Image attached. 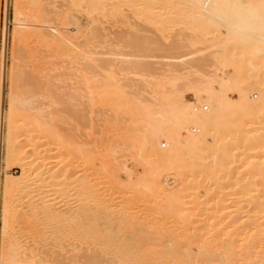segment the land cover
<instances>
[{
    "label": "rangeland",
    "instance_id": "obj_1",
    "mask_svg": "<svg viewBox=\"0 0 264 264\" xmlns=\"http://www.w3.org/2000/svg\"><path fill=\"white\" fill-rule=\"evenodd\" d=\"M35 1H36L35 3L36 5H33L32 0H16V1L0 0V54H1L0 89L4 84L5 97L3 98V108L4 111H7L8 106L12 104L11 102H14L13 106L15 108L20 109L21 112L25 110L26 113L24 111L22 112L24 116L25 114H27V116L29 114L30 115L29 120L33 118V120L31 121L33 123L30 124L27 117L22 116L23 117L22 119L21 117L16 115L17 119L15 120L14 123V130H15L14 134H15V143L17 146H19L20 149V154L18 156L14 158L12 157V159L9 158V160H7L5 151L3 152V150H5L3 141L0 146V150H1L0 183L2 184V180L4 179V176H6V174L19 175L21 173V169H20L21 164L23 167H26L27 169L26 175L28 174L27 176L25 175L24 178L25 180L23 179L25 183L21 184V185L27 184L26 190L24 191L25 193L22 191L15 196V201H14L15 207L13 209L14 214H11V217H9L8 219V224H7L8 226H6L7 227L6 229H4L5 231L7 230L5 232L6 234L3 233L4 230L1 229L3 225V220L1 215L2 203L0 200V238L6 239V242L5 239L3 241L2 239H0V264L2 261L1 257H3L1 256L3 252L9 254L11 253L10 250H7V246L9 244L8 241L10 240V239L7 240L9 236L10 237L14 236L13 238L15 240L16 237H18L16 241L18 242L22 241L26 246L32 247L34 243L37 244L36 246L33 245V247H35L34 253L38 254L39 255L38 257H40L42 261L46 262V264L88 263L85 260V258L88 257L93 250L96 251L97 249L98 251H100L102 249L101 248L99 250L97 244L96 246L98 248L97 247L95 248V245L91 243L93 241L88 242L86 240V242H84L85 239H83L82 238L83 236L81 235L82 232L85 234L88 230L85 227H80L81 225L79 226V224L83 225L82 222H84V224L87 223V221L90 218L89 215L91 213V207L94 205V202L91 201L92 197L90 196L89 193H88V197L90 196L91 198L90 197L89 199L87 198L86 192L88 191L87 188L88 186L91 187L93 191V196L98 200L97 203H100L108 199L117 208L119 207L121 208V206L123 208L127 207L129 212L133 211L132 213L138 211L134 214L130 213L131 216L134 215L132 220L135 221L138 224V226L143 227L146 225L144 228L147 229L149 225L156 227V223H157V225L159 224L166 225V227H170V230L172 229L178 231L179 234L182 233L183 231V224H181L183 223L182 221L179 220L175 221L174 220L175 218L165 219L163 215H162L163 218L162 219L161 216L159 217L160 213L159 212H158L159 214L156 213L157 209H159V207H163L165 204V200H164V204L162 203L164 199V197H162L163 195L157 194L158 196H156L157 198H155V196H153L155 195V193H153L151 190L149 193V188L145 187L150 185L151 183V177H152L151 173H154V171H152V168L156 169L158 166L160 167L161 165H158L155 162L151 161L152 159L149 156H145L146 154L141 156H139L138 154L137 151L138 149L136 148V146L138 147L140 142L139 140H141L142 136H144L145 134V131L143 130V125L140 124L139 121L137 122L132 121L133 118L132 116H129L128 119H127L128 115H124L123 113L120 116H117L119 111L116 110L117 112L116 115L114 111L111 110L112 107H110L109 104H106L101 99L100 92L102 91V88L100 89V87L104 86L103 80L105 79V78H101L102 77L101 75H107V74L112 75L113 74L112 72L114 71V67H116L118 62H120L119 66L117 65V67L121 66L120 68L122 69H120L119 72H117L118 75L116 74V72H114L113 74L115 78L116 76H118L117 77L118 79L117 78L116 79L119 82L120 89L123 90L126 93L125 95H128V97L135 94L134 96H136L138 100L140 99V101H143V103L146 102L145 104H148L151 108L153 107L152 109L154 110L150 112L154 113L156 111L155 109L159 108L157 105L159 103L158 101L162 102L161 98H163V96L166 97L169 96L168 94L170 91L174 93L175 92L179 93L177 95H179V97H182L181 100L192 103V105H197L194 104L195 103L194 93L197 89L193 87L192 83H194L196 86L197 84L200 83V81H202V83H205L204 81L207 82L211 78L212 82L210 81L211 83L209 82L208 83L211 86H216L215 85L217 84V82H215L216 79L218 81L220 80V78L226 79L227 77L230 78L232 76L231 72L232 70H234L232 66L234 65L232 64L225 65L222 69V67L218 65L219 62H215L217 60L214 58V55H211V53H215L216 48L215 46L212 47L211 46L212 44L208 45L210 43L209 41L206 42L207 44L199 41L198 42L195 41L191 45L187 44L189 39L191 37L194 38V36H196L197 33L196 31L194 32V29L193 28L191 29V27L186 22L187 20L186 16L189 15L190 8L189 7L187 8V4L181 2L182 0L181 1L180 0H162V1L145 0V2L140 0L141 3L143 2L146 3L149 1L148 5L151 4L150 1L152 2L151 4L152 6L150 5L147 7L148 12L146 11L135 12L134 10H132L131 7L133 9L138 8V10H140L139 7L141 8V5L143 6V8L146 9V6L143 5L144 3L139 4V7H137L136 5L130 7L129 6L131 4L130 1H134V0H108L109 2H114L115 5L114 6L106 5L99 10L92 7L90 8V6L87 5V4H91L92 2H88V3L85 2L83 4L82 3L70 4L72 3L71 0H35ZM137 2L138 0L134 1V3ZM39 10L40 12H43L41 15L39 14L40 12L38 13ZM36 12L38 16L36 15ZM31 16L34 19H32ZM69 16L71 17V20L70 18L68 19ZM15 18L17 20H15ZM5 19L7 23L6 24L7 35L5 42L6 50L2 55L3 53L2 40H3V28L5 26ZM14 21L16 22L25 21L23 24L26 23L30 24L32 22L30 25H33L35 28L37 27V29L42 28L43 31L45 29L46 33H48L47 31L51 32L52 30H53L52 33L60 32L62 35L65 34L64 37H66L65 38L66 40L67 38H69V40H67V42L66 41L62 42L60 45L56 46L59 52L58 54H57V50L52 51V49H50L48 46L43 47L42 46L43 44L41 45L40 42L37 41V38L35 36L34 37L31 35L28 36L26 42L20 44L18 42L19 40H17L18 37L16 38L14 37L15 34L14 29L16 28L14 26ZM78 26L80 29L78 28ZM34 27H32V30L35 29ZM19 28L21 27H17L15 31L17 32ZM42 29L40 31H42ZM17 35L18 33L15 34V36ZM208 37L210 38L211 35H208ZM14 41L16 42L15 45H14ZM11 42L16 48V50L13 48ZM136 43L144 44L146 46L145 50L141 53L138 52L137 49L135 48V45H137ZM173 46H177L178 48L173 49L172 48ZM45 47L48 48L46 49ZM23 49L25 51H22ZM18 50H20V53L23 52L24 54H26L24 55L25 63H27L28 65L26 64L27 65L26 66L23 63L25 67H23V65L20 64L22 62L21 59H20L21 62L20 63L18 62L19 60L17 57H19L18 54H20ZM83 51H86V53L88 52L87 55H89V57L92 59L94 57H95L94 59L98 58V60L95 61V63L93 64H95L96 66L97 65L105 66L103 68L100 67V69L95 67L97 71L96 72L93 71L92 74L90 75L91 76L90 78L93 77L92 83L91 82L87 83L86 81H84L86 76H82V75L79 76V72L76 71V67L78 68L81 66V64H83L84 61V60L82 61V59L84 58L83 57L84 55L82 54ZM134 51L136 54L138 53L140 54L136 57H132ZM46 52L47 53L51 52L50 58L49 57L47 58L45 56V54H47ZM54 53L57 54V55L55 54L56 57L53 55L55 58H53L52 56V54ZM41 54L44 55L45 57L42 56ZM27 55L28 58H26ZM38 56L44 57L41 58L42 60L46 58L49 60L51 59L52 56V61L55 62L54 67H56L57 70L54 71L55 74L52 73V75H50L48 73L49 75L48 77L46 76L47 72L46 74L38 75L32 70V67H36V65L38 66V64L40 67H42L43 65L45 66V63L41 64L43 62L42 61L40 62L41 59ZM180 56H182L181 59L179 58ZM11 57L13 59L12 61H11ZM36 57H38L39 62L38 60L36 61ZM173 57L179 58L180 62L177 63V61L179 60H176V58L173 59ZM26 59L28 62H26ZM133 59L139 60L140 63H143L144 65H148L149 67L148 68L146 67L148 70L147 69L143 70L142 74L140 73V75L132 74L130 72V69L128 70L127 68L129 66L128 62ZM196 61L197 62L202 61L201 62L202 64L201 66L198 67L199 69L196 66H194L192 69V65L197 64ZM17 62L18 64H16ZM72 62L74 64H72ZM33 63L34 66H32ZM112 63H114V65ZM29 65L32 66L31 69L30 67H28ZM45 67L44 70L39 68L38 71H45ZM47 67L46 69L49 70ZM3 68L5 73L4 83L1 82L2 81L1 76H3L2 74ZM263 68L264 66H262L261 69L259 70L260 76H264ZM67 70L69 71L67 72ZM131 71L134 72L135 70L134 71L131 70ZM246 74L247 73L242 74V76L244 77ZM213 76L216 77L215 80ZM243 77H241L240 79H242ZM94 78H96L95 81L97 83H95ZM262 78L264 80V77ZM40 80L42 81L41 83ZM105 80H104L105 85L106 84L109 85L110 86L109 89L112 90L111 87H113L115 84L111 82L113 80L111 79L110 81L107 79L109 82L107 80L106 82ZM48 81L51 82V84ZM169 81H171V83L173 82L172 84L173 86L169 84ZM244 81L245 80L242 79L241 81L242 84H240L239 81V85H238L239 89L241 90L250 89L252 98L257 99L259 94L254 84L250 83L249 84L250 87H249L248 85L246 86L245 84H243ZM45 82H47L46 83L47 85L42 84ZM149 83L151 84V86L149 85ZM12 84L15 87H13ZM116 85L117 83L115 84V86ZM105 87H103V90ZM194 88L196 90H194ZM164 91H166L167 93L164 94ZM6 93L9 94L11 97ZM8 96L11 99L13 98L14 100L9 102L10 98ZM228 96L231 98H236L237 97L236 91L235 90L228 91ZM0 102H2L1 95H0ZM16 104L20 106L17 107ZM197 106L199 109H202L203 112L207 110L202 108L201 105L200 106L197 105ZM205 107L209 109V106L205 105ZM20 110L18 111L20 112ZM198 111L200 112V110ZM34 119H36L35 122ZM253 124L250 123V125H248L249 128L247 127V129L248 130L250 129L251 131L253 128H255L256 129L255 134L257 131L259 132L262 129H263L262 132H264V128H260V130L259 129L257 130L258 126L263 125L262 127H264V122H262V124H255L254 126ZM3 128H4L3 129L4 132L2 133V136L4 137V133L6 132L5 123L3 124ZM192 129H195V126H192ZM253 133H249V134H253ZM162 142L165 143V140L160 139L158 142L153 143L152 145L153 150L156 149L158 150V146ZM161 149H165V148H161ZM208 154L209 157H207V161L205 162L206 166L208 165L209 161L212 160L213 158L211 151ZM240 154L241 153H239L238 159H241L240 160L241 162H243L242 159L244 160V162L241 164L242 167L240 166V161H239V165L236 167V169H234L230 173L219 176L220 177L219 180L210 179L207 178L206 176L204 177V174L201 175L200 171L202 170L201 168L203 164H201L200 167L198 166L199 173H197L198 171L196 170L197 171V172L195 171L196 173L189 174L190 173L189 170L193 168L194 165L192 167L190 163V158L188 157H185L186 159L184 158L185 159L184 162L180 163L181 161H177L176 163L177 164L179 163L178 166H181V168H185L183 170V173H185L186 175L183 176L185 178L187 177L186 180H188L190 184L194 185L193 187L194 189L195 186L198 185L199 183L207 187H213V188L218 187L220 185H224V186L232 185L233 187H237L238 184H240L241 182L243 183L251 179L249 175L245 172V170H247L245 169V167H248V165L250 164H245V163L252 162L250 161L251 160L250 158H254L256 160L255 155H257V154L254 155V153L253 154L250 153V155H247L245 157L246 153L245 155L242 154L241 156ZM2 156L5 157L8 163L7 168H5L6 166H4L6 163L3 161L4 158ZM206 156H208L207 152H206ZM261 156L263 155L261 154ZM261 156L260 158H262ZM143 157L145 161L143 160ZM148 157L149 159H151L150 161L149 159L146 161ZM247 157H249V160L247 159ZM192 159L194 160L195 158L193 157ZM192 159L191 162L193 161ZM205 160L206 159L203 160V163ZM262 160H264V156ZM262 160L258 159V161L260 162ZM105 162H110L112 164L117 163L113 167L114 169L116 168L115 171L113 172L115 173L113 175L115 176L116 179V184H117L116 186L114 185L109 186L108 183H106L105 181V175H104L105 172L103 169ZM152 162L155 164H152ZM186 162H189V164H187ZM211 164L212 163H209V165ZM244 164L245 167H243ZM145 165H147L149 168L148 167L145 168ZM184 165L185 166L190 165L189 166L190 168H188V166L186 168L184 167ZM162 167L163 166H161V168L155 171L165 172L163 174L166 176V178L164 179L162 176L160 178L162 180L163 185L165 186L166 184L167 187H169L170 184L175 179L173 178V174H172V173L175 174V171H173V169H170L168 167H167L168 168L167 171L164 170L166 166L165 168ZM148 169L149 170L151 169L150 170L151 173L150 171H148ZM191 172L194 171L192 170ZM252 180L253 182L254 181L264 182V176L262 177L255 176L252 178ZM186 183L187 181L183 183V188L185 186L184 184ZM188 184H186L187 187L190 185ZM106 185H108L109 188H107ZM190 188L192 191L191 190L188 191L194 192L193 194L190 192L191 196L198 195L199 199L200 197L204 196L203 193L202 194L200 193L203 192V190L195 189L196 190L195 192V190L192 189L191 185ZM136 190L138 191L136 192ZM184 192H185V199L183 197L182 198L183 200H187L190 197V193L188 195V193L186 194L187 191H183L182 195L184 194ZM84 193L86 194V196ZM150 194H152L153 197ZM187 196L188 198H186ZM0 197H1V188H0ZM160 198H162L161 201L159 200ZM205 198L206 196L203 197V199L202 198L201 199L205 200ZM42 202H44V204H46V206L49 207L50 210L55 209L52 211L58 213L65 219L69 218L67 223L64 222L59 224L60 227L58 228L61 229L57 231L56 234H60L61 232L63 235L60 234L61 238L59 237V235L58 236L56 235L58 237V240L55 239L56 237L55 235H54L55 237H53L52 233L55 232H52L54 231V226L51 225L50 223L51 221L45 219L39 212L41 209ZM152 202L154 203L156 202L155 206ZM183 202L184 201H182L181 204L185 208ZM189 204L192 207L197 205L193 204L194 205L193 206L188 199V201L185 202L186 208L185 209L183 208V211L187 213V216L189 214L193 215L189 217L193 222L190 223L192 224V226L189 227L194 228L197 227V225H201L200 223L202 222L198 221L201 218L197 220V217L200 216L202 217L203 213L201 212L202 213L201 214L199 212L201 211V209L198 208V206L191 208ZM134 205L136 207H134ZM139 205H141L142 208ZM129 208H131L132 210ZM136 208L137 210H135ZM149 209L153 213H151ZM197 211L201 214L200 216L198 215L199 213H197ZM24 216H27L28 218L26 217L23 218ZM192 217H194V220L196 219V221H194ZM40 218H42V220ZM75 218L81 220L80 223L77 222L79 226L78 228L77 225L75 228L74 224H76V221L79 220H76ZM26 220H29L30 222ZM40 228L42 230H40ZM82 228H84V230ZM43 229L44 230L49 229L48 231L50 232L46 230L43 231ZM70 230H71L70 233L67 232ZM150 230L148 229V232ZM153 230L154 229L152 228L151 231ZM36 231L37 232L40 231L38 232L39 235L41 232H45L44 237L42 236L43 235L42 233L41 236H38L41 237V239L47 238V239H42L40 243L42 241L44 242H42L41 244H39L38 242V240H40L39 238H37L38 239L37 241L35 239L34 242L30 241L31 236L34 233H36ZM76 231L81 234H78ZM65 232L68 233L69 235L65 234ZM74 232L76 235L74 234ZM48 233L51 234L52 237L51 239H49L50 234ZM149 233L147 235L151 237L152 234L150 235ZM64 234L67 236L65 237ZM78 235H81V238L84 241ZM29 237L30 239H28ZM152 237L154 236L152 235ZM48 239L49 241L47 242L46 240ZM53 239H54V244L52 242ZM59 239H62L60 240L61 242L59 241ZM68 239H70V241ZM4 242L7 245H5ZM55 243H58L59 246L58 244H56L55 246ZM89 243L92 244L91 246L94 247V249H92L90 245H88ZM73 247H75V249ZM89 248H91L92 250L91 252L89 250L90 253L86 252L85 250L87 249L88 251Z\"/></svg>",
    "mask_w": 264,
    "mask_h": 264
},
{
    "label": "bare ground",
    "instance_id": "obj_2",
    "mask_svg": "<svg viewBox=\"0 0 264 264\" xmlns=\"http://www.w3.org/2000/svg\"><path fill=\"white\" fill-rule=\"evenodd\" d=\"M134 1H130L131 4L130 5L127 4V5H129L130 7L135 6V5L139 7V4H143L145 2V0H141V1H144L143 3H141L140 0H138L137 2L138 4H137V3H134ZM32 2H33V5H36L35 0H32ZM71 2L72 3L70 4H73V3L83 4L85 2L87 3L92 2L91 4H87V5H89L90 8L92 7L98 10L102 9L106 5H110V6L115 5L114 2H109L108 0H71ZM181 2L186 3L187 8L188 7L190 8L189 15L186 16L187 18L186 22L191 27V29L193 28L194 32L196 31L197 33L196 36H194V38L191 37L192 40L191 38L189 39L187 44L191 45L195 41L196 42L199 41V42H203L207 44L206 42L209 41L210 43L208 45L212 44L211 46L212 47L215 46L216 51H217V52L215 51V53H211V55H214V58L217 60L215 62H219L218 65L221 66L222 69L225 65H229V64L234 65L232 66L234 68V70H232L231 72L232 76L230 78L227 77L226 79L220 78V80L218 81L216 79L215 81L217 82V84H215L216 86H211L209 84L212 82L211 78L209 80L207 79L208 80L207 82L204 81L205 83H202V81H200V83L197 84L196 86L194 83H192L193 87L197 89L196 90L194 88V90H196L194 93V98H195L194 104H197L199 106L201 105L202 108L207 109V110L203 112V110L199 109L197 105H192V103L181 100L182 97H179V95H177L179 93L175 92L176 93L175 94L174 92L170 91L168 94L169 96L167 97L163 96V98H161L162 102L158 101L159 103L157 105L159 108L155 109L156 111L154 113L153 112L151 113L150 111L154 110L152 109L153 107L151 108L148 104H145L146 102L143 103V101H140V99L138 100L136 96H134L135 94L128 97V95H125L126 93L120 89V85L117 80L118 76H116L117 78L116 79L115 76L113 75L114 72H116L117 74V72H119V70L122 69L120 68L121 66L117 67V65L119 66L120 62H118L116 67H114V71L113 72L111 71L113 73L112 75L111 74L101 75L102 76L101 78H105L106 80L108 79L110 81L112 79L114 82L113 81L111 82L113 84L117 83V85L115 86L114 84V86L111 87L112 90H110L109 89L110 86L107 84L105 85V82H104L105 79H104L103 80L104 86H101L103 84L100 85L101 86L100 89L102 88V91L100 92L101 94L100 97L106 104H109L110 107H112L111 110H113L116 115H117L116 110L120 112V113L118 112L117 116H120L122 113L124 115H128L127 119L129 116H132L133 117L132 121L134 122L139 121V123L143 125V130L145 131V134L144 136L141 135L142 138L140 137L141 140H139L140 141L139 145L137 144L138 147L136 146V148L138 149L137 151H138L139 156L146 154L145 156H149L152 159L151 160L148 157L146 161L149 159V161L151 160L155 162L156 164L163 166L162 168H165L166 166L164 170H167L168 168H170V169H173V171H175V174L172 173L173 178L175 179L170 184V186L167 187L166 184L165 186L163 185L162 180L160 178L161 176L164 179L166 178V176L163 174L165 172L155 171L161 168V166L160 167L158 166L159 168L156 166L157 167L156 169L152 168V171H154V173H151L150 171L151 169L150 170L148 169V171H150V173L152 174V177H151L150 185L145 186V187L149 188V193H150V190L153 193H155V195H153L155 196V198H157L156 196L158 195H163L162 197H164L162 201V203L164 204V200H165L164 206L159 207V209H157V212H156V213L158 212L160 213L159 217L161 216L162 218V215H163L165 219L175 218L174 219L175 221L176 220L182 221L183 223L181 222L180 223L183 224L184 232L182 231V233L179 234L178 231H175L172 229L170 230V227H166V225H162V224L157 225V223H156V227L149 225L147 229L144 228L146 225L143 227L138 226V224L132 220L134 215L131 216V214H134L138 211L132 213L133 211L129 212L127 207L123 208L121 206V208L120 207L117 208L108 199L104 200L105 198L103 199L104 201L97 203L98 200L93 196V191L91 187L88 186L87 187L88 191L86 192L87 198L89 199V197L91 196L92 198L91 197L90 198H91V201L94 202V205L91 207V213L89 215L90 221L88 220L87 223H85L86 226L84 222H82L83 225L79 224V226L81 225L80 227H85L88 231L85 229L87 231V232L84 231L86 232L85 234L83 232L82 234L78 233L77 232L78 230L76 232L83 236L82 238L85 239V241L81 238V235H78L84 242H86V240L88 242L89 241L96 242V243H93V242L91 243L95 245V248L98 246L99 248L98 247L97 248L99 250L101 248L102 249L100 251H98L97 249L96 251L95 250L92 251L91 248L94 249V247H92L91 246L92 244L89 243L88 245H90L91 248H89L88 251L87 249L85 250L88 253H90L91 251L92 252L90 253L88 257L85 258V260L88 262L86 264H264V182L263 181L253 182L252 180V178L255 176H259V177L264 176V160H262L264 156V132H262L263 129L260 130V128H264V127H262L263 125L258 126L257 130L259 129L260 131L259 132L257 131L256 134H255V131H256L255 128H253L254 130L251 128L254 131V133L252 130L251 132L250 129L249 130L247 129V127L249 128L248 125H250V123L262 124V122H264V80L262 78L264 76H260L259 74V70L261 69L262 66H264V0H182ZM148 3L149 1L143 4L144 6H146V9L143 8L142 5H141V8L139 7L140 10H138V8H135L136 9L135 10L132 7L131 9L134 10L135 12L137 11L148 12L147 7L150 6L152 2L150 1L151 3L150 5H148ZM39 12L40 10L38 11V13ZM42 13L43 12H40L39 14L41 15ZM36 15L38 16L37 12H36ZM69 18L71 20L70 16L68 17V19ZM32 19L34 18L32 17ZM15 20L17 19L15 18ZM24 22L14 21V26L16 28L21 27L19 28L17 32L15 31L16 28L14 29L15 34L18 33L17 36H15L14 34V37L15 38L18 37L17 40H19L18 42L20 44L25 43L27 37L31 35L33 37L35 36L37 38V41H39L41 45L43 44L42 45L43 47L48 46L50 49H52V51H54V50H57V47H56L57 45H60L62 42H65V41L67 42V40H69V38H67L66 40L65 39L66 37H64L65 34L62 35L60 32L52 33L53 31L52 30L51 32L47 31L48 33H46L45 29L43 31V29L41 28L42 31H40L41 29H37V27L35 28L33 25H30L32 22L30 24L29 23L23 24ZM6 24L7 23L5 19V26L3 28V40H2L3 53L2 55L4 54L6 50L5 49L6 48L5 42H6V35H7L6 34L7 25ZM30 26L34 27L35 29L32 30V27ZM76 27H75V30H76ZM208 35H211L212 38L210 37L211 38L210 39ZM13 40H16V39H13ZM15 43L16 42L14 41V45ZM14 45H13V48L16 50ZM145 47L146 46L142 43H138L137 45H135V48L140 53L145 50ZM172 48L177 49L178 47L173 46ZM18 51L20 53V50ZM22 51H25V50L23 49ZM50 53H47V54L44 53V54L47 58L48 57L50 58ZM58 53L59 52L57 50V54ZM87 53L86 51H83L82 53L84 55V56L82 55L84 57L82 59V61L84 60L83 64H81V66L78 68L76 67V71L79 72V76L81 75L86 76L84 81H86L87 83H90V82L92 83L93 77L90 78L91 77L90 75L92 74V72L93 71L96 72L97 71L96 68L100 69V67L103 68L105 66H99V65L96 66L95 64H93L95 63V61L98 60V58L94 59L95 58L94 57L92 59L89 57V55H87ZM140 53L136 54L134 51V53L132 54V57H136ZM20 54H18L19 57H17L19 60L18 62L20 63L22 61L20 64L23 65V67H25L24 64L26 65L27 63H25L24 55L26 54H24L23 52ZM55 54L56 53L52 54V56L54 55L56 57L57 54L56 55ZM52 56H51V59L49 60L47 58L42 60L41 58H44V57L38 56L41 59L40 62L41 61L43 62L41 64L45 63V66L46 67L48 66L47 68L49 70H47L44 65L40 67L39 64L38 66L36 65V67H32L34 66V63L32 64V66L29 65L28 67H30V69L32 67V70L38 75L46 74L47 72L46 76L49 77L48 73L50 75H52V73L55 74L54 71L56 70V67H54L55 62L52 61ZM54 56L53 58H55ZM38 57H36V61L38 60L39 62ZM181 57L182 56H180L179 58L181 59ZM0 58H1V54H0ZM26 58H28V55ZM29 58H30V55H29ZM175 58L176 57H173V59ZM179 58H176V60H179L177 61V63L180 62ZM12 60L13 59L11 57V61ZM18 62L16 64H18ZM26 62H28L27 59H26ZM201 62L202 61L200 62L198 61L196 65L193 64L192 69L194 66H196L197 68L201 66L202 64ZM128 63H129V66L127 69L128 70L130 69V72L134 75H138V74L140 75V73L142 74L143 70H146L149 67L148 65H144L143 63H140L139 60H135V59L129 61ZM72 64L74 63L72 62ZM112 64L114 65V63ZM44 67H45V71H38L39 68L44 70ZM131 70L133 71L135 70V71L132 72ZM68 71L69 70H67V72ZM245 73L247 74L243 77L242 74H245ZM2 74L3 76H1L2 78L1 82L4 83L5 81L4 80V75H5L4 68H3ZM241 77H243L242 79L246 81V82L244 81L245 83L243 82V84H245L246 86L248 85L250 87L249 85L250 83L254 84L259 94L257 99L252 98L250 89H247V90L239 89V86H238L239 81H240V84H242L241 82L242 79H240ZM213 78L215 80L216 77L213 76ZM95 80L96 78H94V81ZM41 82L42 81L40 80V83ZM46 83L47 82L42 83V84L47 85ZM49 83L51 84V82ZM95 83L97 82L95 81ZM169 84L172 85L173 82L171 83V81H169ZM149 85L151 86L150 83ZM13 87L15 86L13 85ZM103 87H105L104 90H103ZM232 90L236 91V94H237L236 98H231L228 96V91H232ZM166 93L167 92L164 91V94ZM0 95H1V101H2L0 102V146L3 141L4 143L3 145L5 146V150H3V152L5 151L6 159L9 160V158L12 159V157L14 158L20 154L19 146H17L15 143L14 123H15V120L17 119V116L23 119L22 116L24 115L22 114V112L23 111L25 112V110L21 112L20 109H17L13 106L14 102H11L12 104L8 106L7 111H4V108H3V98L5 97L4 84L2 85V88L0 89ZM13 100H14L13 98L12 99L10 98L9 102ZM16 105L17 107L20 106V105L18 106V104ZM205 105L209 106V109L205 107ZM16 109L17 111L20 110L21 113L19 111L17 112ZM198 110H200V112ZM24 117H27L29 120L30 115L28 114L27 116V114H25ZM32 120L33 118L29 120L30 124L33 123L31 122ZM35 121L36 119H34V122ZM4 123L6 125V128H5L6 132L4 133V137H3L2 133L4 132L3 131ZM128 124H129V121H128ZM255 124H253V126ZM192 126H195V129H192ZM249 133H253V134H249ZM160 139L165 140V143L162 142L160 143V145L158 143L159 145L158 150L157 149H156L157 151L153 150L152 148L153 143L158 142ZM162 145H164V147H162ZM161 148H165V149H161ZM210 151H211L213 158L212 160L209 161V163H212V164L209 165L208 163L209 166L208 165L206 166L205 162L207 161V157H209L208 153ZM206 152L208 156H206ZM0 153H1V150H0ZM239 153H241L240 156L242 154L245 155L246 153L245 157L247 155H250V153L252 154L254 153V155L257 154L255 155V158L257 161L254 158H250L251 159L250 161L252 162L245 163V164H250V165H248V167H245V164H244L243 166L245 167V169H247L245 170V172L249 175L251 179L243 183L241 182L240 184H238L237 187H233L232 185H229V186L220 185L218 187L213 188V187H207L200 183L196 185L197 184L196 183L195 189L203 190V192H200V193L201 194L203 193L204 194L203 197L206 196V198L205 200H202L203 197L199 196L200 199L202 198L200 200L198 198V195L191 196V193L193 194L194 192H191L192 190L190 188V185L192 186V189H194L193 188L194 185L190 184V182L186 180L187 177L185 178L183 176V175H186L185 173H183V170L185 168H181V166H178L179 163L177 164L176 163L177 161H181L180 163H182L185 161L186 159L185 157H188L190 158V163L192 167L194 165L193 168L195 169V170L193 168H191L190 170L188 169L190 171L189 174L196 173L197 171H198L197 173H199L198 166L200 167V165L203 164L201 168L202 170L200 171L201 175L204 174V177L206 176L207 178H210V179L219 180L220 178L219 176L230 173L231 171L236 169V167L239 165V161L241 160V159H238ZM261 154L263 156H261ZM257 156L259 160H262L261 161L262 163L258 161ZM260 156L262 158H260ZM193 157L195 158L194 160L192 159ZM3 158L5 159V157ZM4 159L3 161L6 163L4 166H6L5 168H7L8 163L6 159L5 160ZM191 159L194 162L193 161L191 162ZM204 159L206 160L203 163ZM247 159L249 160V157H247ZM109 160H112V159H109ZM143 160H144V157H143ZM254 160L256 161L257 164L255 163ZM242 161L244 162L243 159ZM153 162L152 164H155ZM243 162L240 161L241 167H242L241 164ZM186 163L189 164V162H186ZM115 164H112L110 162H105L103 166V169L105 172L104 174L105 181L106 183H108L109 186L117 185L115 176L113 175L115 174L113 172L116 169V168L115 169L113 168ZM150 164H149V167H150ZM187 166L184 165V167L186 168ZM189 166L188 168H190ZM146 167L148 166L145 165V168ZM0 168H1V158H0ZM20 169H21V173L19 175L6 174V176H4V179L2 180V184L0 183L1 184L0 186L1 188L0 198L1 199L0 200L2 203L1 205L2 214L1 215H2V220H3V225L1 224L2 225L1 229L3 230L7 228L6 226H8L7 225L8 219L9 217H11V214H14L13 209L15 207L14 205L15 196L22 191L24 192L27 187L26 186L27 184L21 185L25 183L24 178H25L27 169L26 167H23L22 164H21ZM192 170L194 172H191ZM185 181H187L186 184L189 183L190 185L188 184L189 186L187 187L186 184H184L185 186L183 188V183ZM108 185H106L107 188H109ZM188 190H191L190 191L191 193ZM137 191L138 190H136V192ZM183 191H187L186 194L188 193V195L190 193L191 198L190 197L188 198V196L186 198L189 199V202L192 205L193 204L197 205L198 208L201 209V211L199 212L203 213V214L201 213L203 217L202 218L200 216L201 214L197 211V213H199L198 215L200 216V217H197V220L201 218L198 221H201L202 223H200L201 225H197V227H194L195 229L189 227V226H192V224H190L192 220L189 217L193 215L189 214L187 216V213L183 211L184 207L181 203L182 201H184L183 204L186 208L185 202L188 201V199L183 200V198L185 199V192L182 195ZM88 193L90 194L89 197H88ZM150 195L152 196V194ZM159 200L161 201L162 198H160ZM152 203L155 206L156 202L155 203L152 202ZM41 204H42L41 209L39 211L40 214L45 219L51 221L50 222L51 225L54 226V231L52 232H55V233H52L53 237H55L56 235L57 236L59 235L60 237V234H62L61 232L60 234H56L57 231L61 229V228L60 229L58 228L60 227L59 224L64 223V222L67 223L69 218L65 219L58 213H55L54 211H52L55 209L51 208L52 210H50L49 207H47L46 204H44V202H42ZM141 205L139 206L141 207ZM197 206H194V207H197ZM134 207L136 206L134 205ZM190 207L194 208L192 206ZM137 208L135 210H137ZM25 217L28 218L27 216H24L23 218ZM192 218L194 220V217ZM40 219L42 220V218ZM76 220H79V219H76ZM26 221L30 222L29 220H26ZM80 221L81 220L76 221V224L73 223L75 225V228H76V225H77V228L79 227L77 222L80 223ZM194 221H196V219ZM149 227L151 228V230L152 228L154 230L151 231ZM82 229L84 230V228ZM82 229H79V230H82ZM148 229L150 230L149 231L150 233L148 232ZM40 230L42 229L40 228ZM45 230L48 231L49 229L48 230L45 229ZM45 230L43 229V231ZM71 230L67 232L70 233ZM6 231L4 230L3 233H5ZM63 231H66V230H63ZM38 232L36 231V233H34L31 236V239L30 237L28 239H30L31 242H34V239L37 241L38 240L37 238H39L40 240H38V242L39 244H41L44 241H42L41 243L40 241L42 239H47V238L41 239V237H38V236H41L43 234L42 236L44 237L45 232H41L42 234L40 233V235L38 234ZM148 233L150 235L152 234L154 237H152V235L151 237H149L147 235ZM65 234H68V233L65 232ZM57 236L55 237V239L58 240ZM66 236L67 235H65V237ZM13 237L9 236L7 239V240L9 239L11 240V241L10 240L8 241L9 244L7 246V250H10L11 253L9 254V253L3 252V254L1 255L3 256L1 257L2 259L1 264H46V262L42 261V259L38 257L39 256L38 254L34 253L35 247H33V245L36 246L37 244L35 243L33 245L31 244L32 247L26 246L24 242L16 241L18 237H16V240ZM51 238L52 237L50 234L49 239ZM0 239H2L3 241L5 238L4 239L0 238ZM49 239L46 241L48 242ZM62 239H59V241ZM68 240L70 241V239ZM5 242H6V239H5ZM52 242L54 244V239L52 240ZM56 244L58 243H55V246ZM73 248L75 249V247ZM99 259L102 261H100Z\"/></svg>",
    "mask_w": 264,
    "mask_h": 264
},
{
    "label": "built area",
    "instance_id": "obj_3",
    "mask_svg": "<svg viewBox=\"0 0 264 264\" xmlns=\"http://www.w3.org/2000/svg\"><path fill=\"white\" fill-rule=\"evenodd\" d=\"M162 147H164V145H162Z\"/></svg>",
    "mask_w": 264,
    "mask_h": 264
}]
</instances>
